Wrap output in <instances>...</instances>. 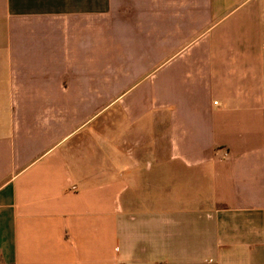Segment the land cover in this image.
<instances>
[{
  "label": "crops",
  "instance_id": "obj_1",
  "mask_svg": "<svg viewBox=\"0 0 264 264\" xmlns=\"http://www.w3.org/2000/svg\"><path fill=\"white\" fill-rule=\"evenodd\" d=\"M0 264H264V0H0Z\"/></svg>",
  "mask_w": 264,
  "mask_h": 264
},
{
  "label": "rangeland",
  "instance_id": "obj_2",
  "mask_svg": "<svg viewBox=\"0 0 264 264\" xmlns=\"http://www.w3.org/2000/svg\"><path fill=\"white\" fill-rule=\"evenodd\" d=\"M137 187H138V185H137ZM135 190V189H134ZM135 195H136V197L138 198L139 197V191H135Z\"/></svg>",
  "mask_w": 264,
  "mask_h": 264
}]
</instances>
